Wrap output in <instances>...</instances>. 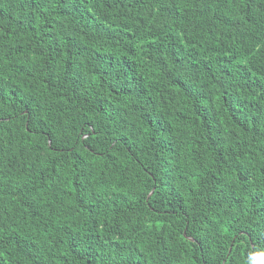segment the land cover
<instances>
[{"label": "trees", "instance_id": "trees-1", "mask_svg": "<svg viewBox=\"0 0 264 264\" xmlns=\"http://www.w3.org/2000/svg\"><path fill=\"white\" fill-rule=\"evenodd\" d=\"M264 0H0V264H256Z\"/></svg>", "mask_w": 264, "mask_h": 264}, {"label": "clouds", "instance_id": "clouds-1", "mask_svg": "<svg viewBox=\"0 0 264 264\" xmlns=\"http://www.w3.org/2000/svg\"><path fill=\"white\" fill-rule=\"evenodd\" d=\"M256 264H264V256H257Z\"/></svg>", "mask_w": 264, "mask_h": 264}]
</instances>
